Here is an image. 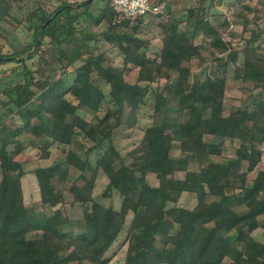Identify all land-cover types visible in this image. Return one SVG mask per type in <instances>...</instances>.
I'll use <instances>...</instances> for the list:
<instances>
[{
  "label": "trees",
  "instance_id": "obj_1",
  "mask_svg": "<svg viewBox=\"0 0 264 264\" xmlns=\"http://www.w3.org/2000/svg\"><path fill=\"white\" fill-rule=\"evenodd\" d=\"M94 1L65 0L52 10L37 5L33 15L40 22L34 24V41L9 55L26 69L22 80L0 88V264H108L105 253L125 229L124 264H264V239L253 234L262 228L264 236V169L248 182V173L263 154L259 145L264 142V97L250 108L231 105L227 111V76L211 67L227 62L223 54L228 52L235 77L252 81V88H264V52L260 54V44L255 43L260 31L251 35L247 45L230 48L232 40L225 37V28L210 20L214 2L198 0L185 9L183 18L170 13L167 21L159 22L162 45L153 56L146 40L136 33L148 15L134 23L119 20L112 0L97 11L92 10ZM164 1L154 0L158 4ZM74 9L79 11L73 13ZM1 13L0 21L4 19ZM87 17L91 25L107 22L102 33L111 43L123 45L122 67L86 47L97 36L86 25L81 42L69 54L76 22ZM181 19L186 24L179 29ZM247 21L245 17L244 23ZM52 25L55 28L48 32ZM198 35L209 44L195 42ZM46 36L58 53L50 54L44 48L51 59L43 55L44 65L38 70L43 74L56 59L65 68L73 63L76 74L69 82L66 69L56 78L51 74L35 78L24 58H17L24 51L33 58ZM241 53L243 64L238 62ZM3 56L6 54L1 53ZM193 58L198 67L209 65L205 78L195 74ZM0 62L5 60L0 58ZM133 66L138 67L135 83L128 79ZM93 73L109 84L108 92L93 80ZM161 78L166 79L161 89L150 86ZM150 92L160 117L146 127L131 161L126 162L114 139L121 127L137 123L139 108ZM5 106L6 114L1 111ZM81 107L96 116L103 109L104 114L96 124L78 112ZM24 132L43 141L41 155L45 158L53 143L66 152L60 160L34 170L41 202L51 208L48 213L41 214L25 202L22 177L26 171L18 159ZM206 133L219 139L216 154L222 153L225 140H238L236 155L227 162L211 160L203 149ZM78 137L93 143L87 153L107 141L95 163L72 148ZM174 141H179L181 150L177 157L171 153ZM243 163H247L246 170H242ZM71 166L81 171L84 182L73 181L67 188ZM87 168L90 176L85 174ZM99 169L109 177L104 194L119 191L120 207L100 202L93 195ZM176 171H184V176H176ZM148 172L156 174L157 185L148 182ZM184 192L194 193V206L179 203ZM75 203L83 208V229L76 234L66 227L73 223L68 206Z\"/></svg>",
  "mask_w": 264,
  "mask_h": 264
},
{
  "label": "rangeland",
  "instance_id": "obj_2",
  "mask_svg": "<svg viewBox=\"0 0 264 264\" xmlns=\"http://www.w3.org/2000/svg\"><path fill=\"white\" fill-rule=\"evenodd\" d=\"M63 1L65 0H5L4 3L2 2V0H0V10L2 12L1 15L3 14L4 16V19L0 21V54H6V56L8 57L16 51H22L27 44H30V42L34 41V24L40 22L37 17L33 15L35 12L34 8L37 5L41 4L42 7H45L47 10H52ZM66 1L76 2L78 0ZM107 1L108 0H95L94 4L92 5V10L97 11L99 7L105 6ZM212 1L214 3L210 11V20L215 24L219 23L220 25H222L223 27L221 28H225V30L227 31H225V37L229 40L231 39L233 42H230V48L243 47L247 45L248 41H251V35L254 32L260 31L261 41L259 43V53L261 54L262 52H264V0ZM197 2L198 0H165L163 9L160 13L156 15H148L146 17L147 21H145L143 27L136 31V33L146 40L147 47L149 48V54L154 56L157 52H159L162 45L163 31L162 27L159 26V22L167 21L170 17V13L175 14L179 11L183 18L185 13H182V11ZM209 2H211V0H207L206 4H209ZM245 4H247L249 7L246 6L248 7L246 8ZM1 5L4 7V9ZM78 11L79 9H74L72 12L76 13ZM245 17H248V21L246 23H244ZM185 24L186 22H182L180 24V28L182 29ZM84 25L87 26L88 30H94L97 34L95 38L87 42L86 47H91V49L94 50L96 54L103 53L108 58V62L122 67L124 59L123 45L111 43L105 38V35L102 32L104 28L107 27L106 21L102 22L101 25H91V20L89 19V17H87L86 19H84V22H76V35L72 37V41L70 43L71 49L69 50V54H71L74 50L72 48L76 47L77 44L79 45V42H81V36L83 34V32L81 33V30ZM243 27H245L247 30L245 29V31H243ZM54 28L55 26L52 25L48 29V32L53 31ZM42 41L43 44L38 48L37 53H35V56L33 58L29 59L28 51H24L23 54H19L17 58H24L26 64H28V67L32 69V73L34 74L35 78L41 77V79H45L47 74H51L52 77L56 78L65 71L64 69H66L68 70V73L66 74L67 81L69 82L70 80H72L74 75L76 74L75 64L69 63L65 68V66H63L61 62L56 61L57 59L54 61V64H52V67L50 69H48L49 66H47L45 70L46 73L44 72L43 74H41V71L38 70L39 66L44 65L41 57L43 55L48 56L49 53H58V47L52 46V44L50 43V38L48 36L44 37ZM195 42H203L209 44L208 39H206L202 35H198ZM44 48H48L49 53H44ZM205 53L208 54V51H205ZM53 56L56 57V55ZM49 57L51 56H48V58ZM224 59L227 60V62L220 61L219 63H211V67L218 73L224 75L226 74L227 76V87L225 93L227 105L226 110L229 111L231 105H239L241 107L250 108L251 103L261 97H264V88H252V81L235 77V65L234 62L228 57V52H225L223 54V60ZM243 61L244 54L241 53L238 62L239 64H243ZM21 64L22 63L18 62L17 60L12 59H6L5 62H0L1 89H4L6 86L15 84L20 79H23L26 67L22 66ZM191 65L196 72L195 74H197L200 78H205V73L209 69V65L207 68L206 65H204L203 67H198L197 58L192 59ZM137 73L138 67L133 66L132 69H130V74L128 76V79L132 83L137 82ZM93 80H100V77L97 75V73H93ZM100 83L104 90L108 92L109 84H107L104 80ZM165 84L166 79L161 78L159 81L151 82L150 86H153V88L158 87V89H161L163 86H165ZM74 102H76V100H74ZM1 111H4L6 114L7 106L1 107ZM78 112L96 124L99 121V116H102L104 114L103 109L99 111V116H96L93 112H90L82 107L78 109ZM208 112L209 111L205 112V116L209 115ZM182 114H184L183 111ZM159 117L160 115L158 112H156L154 107V97L152 95V92H150L146 95L145 103H143L139 108V111L137 113V123L132 127H121L118 135L114 139L116 147L125 157L126 162L131 161V153L138 147L146 127L153 124ZM5 119L7 123L13 124L11 117H6ZM15 119V124L20 122L19 116H16ZM204 139L207 144L203 147V149L204 151L209 152V158L211 160L227 162L230 158L236 155V147L239 145L238 140H225L221 148L222 153L216 154L214 153L215 144L219 141V139L215 138L210 133H206L204 135ZM40 141L42 144L43 141L40 139L38 140L31 132H24L22 135H20V142L23 145V150L18 154V159L23 163L24 169L26 171V173L22 177L25 202L29 206L35 208V211L44 214L45 212H50L51 210L49 209L51 208L41 202V194L39 191L36 175L34 174V170L36 169V167H39L41 165H48L60 160L65 156L66 152L62 150L61 146H59L57 143H53L49 148V158H45L41 155V151L43 150V148L40 145ZM80 142H82V147H80L79 145ZM106 142L107 141H105L100 147L94 148L90 153H87L86 149L89 148L93 143L89 140L83 138L80 139L78 137L75 139L72 148H74L83 157L90 158L92 163H95L97 158L104 152L107 144ZM259 146L260 148H262L263 154L256 168L248 173V182H252L257 172L260 169H264V142ZM171 153L175 157L180 155L181 150L179 141H174ZM241 167L242 170H246L247 163H243ZM80 174L81 171L79 169L71 166L66 187L68 188L73 181L80 183L84 182V179L80 176ZM85 174L87 176H90L91 169L87 168ZM95 176L96 178L93 195L96 197V199L105 204L112 203L115 207H120L122 196L119 191L114 190L110 195L104 194L107 183L109 182V177L106 175L103 169H99ZM176 176L183 177L184 171H176ZM147 180L150 184L153 185H156L159 182V179L153 172L147 173ZM196 202L197 200L194 193L189 192H184L179 201L180 204L187 207L194 206ZM238 208L244 209V206H240ZM82 209L83 208L78 203H75L72 206H68L69 214L73 217V223L72 226L69 225L66 227L72 228V232L74 234L82 231L83 229V222H81L83 220ZM130 217L131 215H129L128 219H130ZM126 233V229L123 230L116 241L105 253V256L109 258L108 264H124L127 251V242L125 241ZM253 234L259 239H264L262 228L255 229L253 231Z\"/></svg>",
  "mask_w": 264,
  "mask_h": 264
},
{
  "label": "built area",
  "instance_id": "obj_3",
  "mask_svg": "<svg viewBox=\"0 0 264 264\" xmlns=\"http://www.w3.org/2000/svg\"><path fill=\"white\" fill-rule=\"evenodd\" d=\"M112 6L119 20L126 18L132 23L140 17L160 13L163 9L154 0H112Z\"/></svg>",
  "mask_w": 264,
  "mask_h": 264
},
{
  "label": "crops",
  "instance_id": "obj_4",
  "mask_svg": "<svg viewBox=\"0 0 264 264\" xmlns=\"http://www.w3.org/2000/svg\"><path fill=\"white\" fill-rule=\"evenodd\" d=\"M165 3V1L163 2V3H160L161 5H162V8H163V4ZM185 12V10L184 11H182V13H184ZM175 15V17L177 18V19H180V18H182V16H181V13H180V11L178 12V13H175L174 14ZM183 20V21H182ZM182 22H186V20L185 19H181V21H180V23H179V29H181L180 28V24L182 23ZM184 28V27H183ZM261 36V35H260ZM260 38L257 40V41H255V43L256 44H259L260 43ZM86 118V117H85ZM86 119H88V118H86ZM89 120V119H88ZM154 173V172H153ZM156 175V174H155ZM157 185V184H156Z\"/></svg>",
  "mask_w": 264,
  "mask_h": 264
},
{
  "label": "water",
  "instance_id": "obj_5",
  "mask_svg": "<svg viewBox=\"0 0 264 264\" xmlns=\"http://www.w3.org/2000/svg\"><path fill=\"white\" fill-rule=\"evenodd\" d=\"M67 5H71V4H67ZM60 11V9L57 11V12H59ZM54 17V15H52L51 17H49L48 19H47V21L43 24V27L44 26H46V24L52 19ZM38 43H39V40H38ZM14 56H3V57H0V58H3V59H12Z\"/></svg>",
  "mask_w": 264,
  "mask_h": 264
}]
</instances>
